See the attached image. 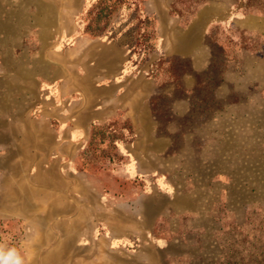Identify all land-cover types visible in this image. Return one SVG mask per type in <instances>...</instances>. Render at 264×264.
I'll use <instances>...</instances> for the list:
<instances>
[{
  "label": "rangeland",
  "instance_id": "rangeland-1",
  "mask_svg": "<svg viewBox=\"0 0 264 264\" xmlns=\"http://www.w3.org/2000/svg\"><path fill=\"white\" fill-rule=\"evenodd\" d=\"M93 2L0 0V264L257 260L264 12L129 0L91 37Z\"/></svg>",
  "mask_w": 264,
  "mask_h": 264
},
{
  "label": "trees",
  "instance_id": "trees-1",
  "mask_svg": "<svg viewBox=\"0 0 264 264\" xmlns=\"http://www.w3.org/2000/svg\"><path fill=\"white\" fill-rule=\"evenodd\" d=\"M129 0H94V2L89 6L85 13V25L83 27L84 33L91 37H96L102 35L107 29L111 17L116 13V11L122 6L128 3ZM245 7H255L264 12V0H244ZM153 32H149L147 35L153 38ZM152 48V44H146V48ZM107 125H97L94 124L91 127L89 146L96 147L102 144H114V142L119 138L117 133L112 131L106 132ZM249 263L246 264H264V253L259 254L256 259H250ZM226 264H237V262H230L229 257L226 258ZM242 264V263H240Z\"/></svg>",
  "mask_w": 264,
  "mask_h": 264
},
{
  "label": "crops",
  "instance_id": "crops-1",
  "mask_svg": "<svg viewBox=\"0 0 264 264\" xmlns=\"http://www.w3.org/2000/svg\"><path fill=\"white\" fill-rule=\"evenodd\" d=\"M115 60H116V65H117V64H118V61H119V59H115ZM117 71H118V70L116 69V70H115V73H117ZM115 73H114V74H115Z\"/></svg>",
  "mask_w": 264,
  "mask_h": 264
}]
</instances>
